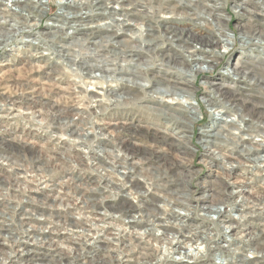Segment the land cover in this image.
I'll use <instances>...</instances> for the list:
<instances>
[{"label": "built area", "instance_id": "built-area-1", "mask_svg": "<svg viewBox=\"0 0 264 264\" xmlns=\"http://www.w3.org/2000/svg\"><path fill=\"white\" fill-rule=\"evenodd\" d=\"M43 1V13L24 25L18 23L17 16L8 17L4 11L9 6L14 10L16 6L10 0H0V68L19 61L41 63L47 81L53 79L55 72H61L74 84L78 97L86 99L87 92L92 90L95 94L115 91L116 95L100 96L102 105L87 110L81 108L74 117L76 123L83 121L102 128L105 135L99 134L100 140L110 143L102 145L105 151L98 149L97 157L105 162L98 164L91 154V159H87L86 147L68 146V142H74L67 141V135H63L66 138L60 143H53L51 138L53 147L43 157L46 158L45 169L54 176L52 181L45 178L41 183L34 182L29 177L34 183H28L19 179L26 192L11 191L0 195V213H7L6 217L12 218L6 206L21 204V210L15 215L18 222L23 221L22 216L26 212L43 215L42 219L50 217L52 210L36 205L39 203L53 206L60 212L52 215L58 217L53 220H59L58 224L63 229L68 222L84 218L87 223L82 226L85 230L83 241L73 247L85 259L73 264H264V253L257 250L264 246V206L245 199L247 194L264 198V133L261 132L264 124L244 111L239 112L236 106V102H245L264 113V40L243 42L241 38L242 31L249 26L264 31V12L258 10L260 6L253 0L249 2V8L244 4L249 0H114L108 9L103 7L100 10L99 0ZM108 1L111 0H101V4ZM83 5H89V8ZM206 10L215 16L205 14ZM73 13L81 15L85 22H77L76 29L67 28L53 36L57 28L61 30L64 27V21L58 18H72ZM15 14L23 15L17 11ZM218 16L225 23L231 42L226 48L219 44L210 55L201 44H197L201 54L215 61L212 68L205 66L206 72L192 78L193 73L165 59L168 55L176 60L187 58L178 47V35L172 29L166 30L167 27L183 29L184 34L198 38H221L226 34L213 20ZM53 23L57 24L56 27ZM85 23L94 26L81 30L80 24ZM113 23L117 25L108 28ZM92 32H96L94 38L114 35L115 40L109 50L116 54L100 51L104 45L98 48L92 43L87 44L85 36ZM121 41L125 43L127 57L120 54ZM106 61L116 69L113 77H93V81L87 78L79 83V76L87 71L86 66L94 64L95 69ZM82 70L85 71L82 73ZM95 71L101 76L100 71ZM188 78L192 80L191 99L188 94L184 97L177 87V82ZM210 81L221 85L227 94H232L235 103L226 100L224 92L213 91L208 84ZM124 91L130 95L123 97ZM163 91L170 93L162 95ZM6 92L35 96L32 91L21 93L13 91L10 86L0 85V94ZM208 99L216 105H210ZM29 101L16 100L0 106V146L10 143L17 148L18 143L26 141L24 136L37 137L35 131L53 134L50 132L49 125L53 121L49 118L48 109H37L30 103L28 105ZM187 101L195 107L193 122L190 120L192 113L177 109H184ZM19 105L24 108L18 109ZM12 106V111H8ZM14 115L19 117L13 118ZM84 115L89 116V120H85L87 122ZM106 116L116 118V122L102 123ZM24 122L29 127L22 129L21 126L26 125ZM181 124L190 128L185 131L190 136L186 144L180 142L184 134L181 130H185ZM19 131H24V136L18 135ZM206 135H213V142L203 146L200 141ZM119 139L128 140L134 149L139 150L132 157L128 174L121 173L125 170L120 172L129 176L122 181H118V173L104 170L105 160L111 154H117L114 144ZM15 151L0 149L1 155L8 157ZM174 152L177 155L171 157ZM68 156L81 158H72L73 162ZM165 162L173 166L170 171ZM10 163L8 159L0 158V182L5 178L13 179ZM106 174L109 175L108 181H103L101 177ZM187 178L191 179L187 184L195 192L187 194L177 205H172L170 195H165L154 184L161 179L160 184L177 189L179 183ZM224 186L233 193L227 191L226 196L220 193ZM123 187L125 189L120 192ZM91 189L103 193L96 196L88 193ZM76 190L79 192L77 199L73 197ZM39 195L43 197L39 198ZM202 195L222 198L221 215L207 213L208 199H200ZM14 196L24 201H13ZM95 199L105 200L109 208L97 209L94 213L92 205ZM85 203L90 206L86 211L83 209ZM167 214L169 219L159 218L167 217ZM149 215H155L165 224L155 229V235L165 232L172 238L178 236V251L168 254L155 240L140 238L142 231L152 227L147 218ZM3 220L6 219L0 216V221ZM24 222L25 228L43 229L44 234L51 236L44 238L42 233L33 231L37 240L22 243L27 248L18 246L16 253L7 240L26 238L18 232L1 231L0 249L15 257L10 264H32L29 259L16 257L21 255V250L27 252L31 248L29 255L36 258L42 246L56 245L57 242L68 245V234L64 230L65 234L53 232L59 231L60 225L34 219H25ZM89 243L93 246H88ZM157 247L162 252L151 256ZM54 250L50 251L51 254ZM63 252L67 257L68 249ZM51 258L47 256V261Z\"/></svg>", "mask_w": 264, "mask_h": 264}, {"label": "bare ground", "instance_id": "bare-ground-1", "mask_svg": "<svg viewBox=\"0 0 264 264\" xmlns=\"http://www.w3.org/2000/svg\"><path fill=\"white\" fill-rule=\"evenodd\" d=\"M9 1V0H6ZM11 3L16 6L15 9L13 10V8L11 6L7 7L5 11L6 15L8 17H14L17 16L19 18L18 23H23L24 25H28L30 24L32 21L38 19V17L43 13L45 7H44V1L43 0H10ZM87 1V0H86ZM86 1H84V3H86ZM90 1V0H89ZM114 0L108 1L106 4H101V0L97 1V5L98 8L100 10L103 9V7L105 9H108L109 5H112V2ZM83 4V3H82ZM85 8H89V5H83ZM242 7V6H239ZM83 8V7H82ZM17 12H22V16L21 15H17L15 14ZM264 12V7L263 10ZM260 10V12H262ZM132 12V11H131ZM45 13V12H44ZM74 16L71 17H62V18H58L59 20L64 21V27L60 29L57 28L56 33H53V36L55 35H59L61 34L64 30H66L67 28H73L76 29L78 26V23H83L85 22L82 19L81 15H78L77 13H73ZM76 14V15H75ZM129 14V13H128ZM205 14L209 15L210 17L211 14L214 15V13L212 11L206 10ZM123 15V14H121ZM215 16V15H214ZM89 18V15L86 17ZM213 20L215 21V23L217 24V26L221 29V31L223 32V35L221 36V38H208L207 40H203L202 38H198L193 40L191 37H194L192 35H188V34H184V30L183 29H178V28H172V27H167L166 30H173L174 33H176L178 35V37L176 38L179 41L178 47L179 49H181L183 51V53L185 54V56L187 57L186 59H182V60H176L174 59L173 56L168 55L166 56V60L169 63H174L176 65L182 66L183 68H185L187 70V72H189L190 74H192V78H194L195 76L206 72L205 71V66L206 67H210L212 68V65L215 64V61L212 60L210 57H205L204 54H201L198 51V45L197 44H201V46H203L206 50V53H208V55H210L211 53H214L215 48H217V46L219 44L223 45L224 48L227 47V45L231 42L230 40L232 39L231 36L227 33L226 31V26L225 23L222 21L221 16L216 17L215 19L213 18ZM27 23V24H25ZM66 23V25H65ZM69 23V24H68ZM39 24H34V26H38ZM53 25H57L54 24ZM114 25H117L115 23H113L112 26L108 27H114ZM80 29H87L85 27H92L94 26L92 23H85L84 25L80 24ZM56 27V26H55ZM248 31V30H247ZM246 29H244L242 31V41L244 42H248L249 40L252 39H257V40H264V31L255 28L253 30H250L249 32H247ZM96 32H92L89 33L85 36L86 42L87 44L92 43L93 46L95 47H100V45H104V47L100 48V51H103L107 54H109L111 51L114 52L116 54V52L114 50H109L110 46L114 43L115 40V36H104L101 38H94L95 37ZM228 34V35H227ZM202 39V40H200ZM244 39V40H243ZM181 40V41H180ZM200 40V41H199ZM120 45V54L123 57H127V54L125 53V43L124 42H119ZM68 53H72V52H68ZM73 54V53H72ZM72 54H69L70 56H72ZM132 54L128 55V57H131ZM60 56V55H58ZM129 62H131V58L129 59ZM84 65H87V63L85 62ZM111 64L107 63V61L105 62V64H100L97 65L98 68L94 67L96 65H92L91 67L86 66V73L82 74L81 76H79V83L83 82L82 80H85L87 78V80L93 81L91 80L93 77H100L101 79L106 77H113V73H116V69L110 66ZM95 70H98L101 72V76H98L95 72ZM85 70H82V73ZM192 80L191 79H184L183 81L177 82V87L178 89L181 90V92H183L184 94H182L184 97H188L189 99H191V95H193V90H190V82ZM208 84L210 85V87L212 88L213 91H217L218 93H223L224 89L221 85H217L214 82L210 81L208 82ZM170 91H163L161 92L162 95H168ZM100 94H95V92H87V97L92 100L93 104L92 107H97L102 105V100L100 99V96H109V95H116L115 91H111V90H105L103 92H99ZM186 93V94H185ZM6 93H2L0 94V99L3 100V103H0V106L3 105H9V102H15L14 99L10 98L8 95H5ZM13 94V93H12ZM127 94L130 95V92H122L121 95L126 96ZM181 94V93H180ZM179 95V94H178ZM225 98L226 100H228L230 103H235L234 101V97L232 96V94H227L226 92H224ZM32 98V97H30ZM0 100V101H1ZM207 102L210 105H216L212 100L208 99ZM187 105L185 107H183L184 109L181 108H177L178 110L182 111V112H187L189 111L190 113H192L193 115L190 117L191 122H193L195 120V107L193 105L192 102L187 101L186 102ZM91 105V104H90ZM236 106L238 107L239 112H246V114L250 115V116H254L256 117V119L258 121H260L261 123L264 124V113L260 112L257 107L254 106H249L247 104H245V102H236ZM14 108V106H12V108H8V111H12V109ZM55 112V111H54ZM50 113V112H49ZM55 114V113H54ZM93 114V113H92ZM238 114V113H237ZM94 115V114H93ZM239 115V114H238ZM13 118H17L19 116L14 115L12 116ZM175 117V116H174ZM64 118V117H63ZM59 119V118H58ZM176 119V117H175ZM66 120V118H65ZM177 120V119H176ZM55 122V121H54ZM83 122V121H82ZM67 125V124H66ZM191 125V123H190ZM71 126H74V124H71ZM180 126H182L185 130H181L184 132V134L181 136L183 139L180 140V142L182 144H186L187 142H189L190 136L185 133L186 128L188 130H190L189 126H187V124H181ZM69 127V128H70ZM58 128V127H57ZM259 128H263L262 126H259ZM77 129V128H76ZM76 129H73L71 132V135H79L81 140H84L85 137H87V133H77ZM78 129H80L81 131H90L93 132L94 134V139L92 141V144H94V155H93V161H97L98 164L103 162L102 158L97 157L98 154V149L100 148L102 151H105V148L102 147V145H105V141L104 143H102V141L100 140L99 134L100 135H105L104 131H102V128L99 129L97 127V125H81L78 126ZM262 133H264V130H261ZM70 134V133H69ZM92 134V133H91ZM90 136V135H89ZM69 137V136H68ZM213 135H206L204 137V139H201L200 143L203 146H207L208 143H212L213 142ZM89 139V138H88ZM72 140V139H69ZM68 140V141H69ZM80 141L81 144H84V146L87 145V143H85L84 141ZM112 140V138H111ZM8 140H6L7 142ZM75 141V140H74ZM90 141V140H89ZM109 141V139H108ZM77 142V141H75ZM110 143V142H107ZM10 144V143H9ZM76 144V143H75ZM29 145V144H28ZM90 145V144H89ZM7 147H9V145H6ZM25 146V145H24ZM4 148V146H0V149ZM6 148V147H5ZM114 148L115 151L117 150V154L115 155L114 153L110 155L109 159H106V165H104V170L108 173H113L116 174L118 173L117 178H119L118 181H122L125 178H128L129 176L127 175V177L124 175H121V173L124 174H128L127 169L129 168V165L132 164V157L136 155V153H138L139 150L134 149V147L131 146L130 142L126 139L124 140H120L119 142L114 144ZM21 152V151H20ZM20 156V154H19ZM33 157V156H32ZM41 157V156H40ZM0 158L2 159H8L11 161L10 166H11V172L14 175L13 179H8L5 178L4 181L0 182V195L3 196L4 194H9V192L11 191H17V192H26L25 188L23 190V186L20 182L19 179H22V181H28L29 177L33 178L34 175L32 174H28L27 172H23L21 170V166L20 165H16L17 162H19V160L17 161V159H12V157H7L5 155H1L0 153ZM38 159V158H37ZM43 159V158H42ZM24 160V159H23ZM17 161V162H16ZM36 161V160H35ZM73 161V160H72ZM16 162V163H15ZM40 162V161H39ZM32 163V162H31ZM102 163V165H103ZM45 164V163H44ZM166 168L168 171L171 170V168L173 167L171 164H167L165 162ZM41 166V165H40ZM23 167V166H22ZM25 168V167H23ZM30 168V167H29ZM137 169V168H135ZM122 170H125L123 172H121ZM25 171V169H24ZM121 172V173H120ZM48 174V173H46ZM108 174L105 175V177H101L103 181H108ZM51 177V176H50ZM165 178V177H164ZM188 179V180H187ZM185 179V181L180 182V187L177 189H172L169 186L166 185H162L160 184L161 179L156 180L155 184V188H160L163 190L165 195H170L169 201L172 205H177L178 203H182L184 201L183 197H187V194L189 193H194L195 191L191 190L189 187V183H186V181H191V179L187 178ZM43 180V179H42ZM46 180V179H45ZM7 181H10V183H5ZM12 181V182H11ZM47 181V180H46ZM112 185H115L114 182H112ZM118 185V184H116ZM205 186H203L204 188ZM28 191H30L29 188H27ZM26 189V190H27ZM123 189H125V187L120 189V192H123ZM205 189V188H204ZM77 191V190H76ZM228 191V193H233L231 190H229L228 186H224V189L220 190V193H224V196H226V192ZM103 192L101 191H97L95 189L92 190L91 194H95L96 196L99 194H102ZM209 195H202L200 197V199H208V203L207 204V213L208 214H219L221 215L220 211H221V205H223L222 203V198L219 197L218 195L216 197H208ZM16 196H14V199H12L13 201H17L18 203H21L22 200L21 198L18 197L17 200ZM245 199L252 202L253 204H257L259 203L260 205L264 206V198L260 197V196H256L254 194H247L245 196ZM95 201V203L93 204L94 208H95V212L97 213L96 210L97 209H102V208H109V204L107 202H105V200H103L104 202H100L99 200L95 199L93 200ZM33 203V202H30ZM21 204L15 205V206H11V205H7L6 208L7 210L11 211V214L13 215L12 218H7L6 214L4 212L0 213L1 217H4L6 220L0 221V232L1 231H12V232H18L19 235L21 237H24L26 239L22 240L21 238H15L13 237L12 239L7 240V242L9 244H11L10 246L12 247V249L15 251L16 247H23L24 249L27 248V245H23L22 243H31L30 240H37V238L35 237V234L33 231H36L37 233H42L41 236L48 237L51 236V234L46 235L45 230L43 229H39V228H34V227H30V228H25V219H34L37 221H49L51 223H54L53 220V213H51L50 217L48 218H44L42 219L41 217L43 215L37 216L36 213H27L23 214L22 216V220L18 222L15 218V215L19 213V210H21L22 207H20ZM258 205V204H257ZM43 208H50L49 206H40ZM89 207L85 206L83 207V209L86 211ZM54 210V209H53ZM21 213V212H20ZM167 213V212H166ZM165 216V215H163ZM174 217V216H173ZM148 221L151 223V228L150 229H146L144 231L141 232L140 238L141 239H152L155 240L156 242H158L159 244H161L162 250H164L166 253L169 254V252H176L180 249V245L179 244V239L176 237H170V234L165 233V232H158V234L155 235V229L156 228H160V226H164L165 224L163 222H161L159 219H156L155 215H149L148 217ZM161 219L163 218H167V217H159ZM77 219V218H76ZM74 222V225L72 228L68 229V230H64L67 234H68V239L66 240V242L68 243V245H64L61 242H57V247L55 245V243L51 244L50 246H42V248H40L38 250V256L35 258L34 256L29 255L31 248H28L27 252H24V250H21V255H18L16 257H20V258H24V259H29L31 260L30 263L32 264H73L74 262H77L78 260L81 259H85L84 257H82L79 252H77V249H75L73 247V245H81V241H83V233H85V230L82 228V226L86 225V221H84V218H79L77 220H72ZM27 225V224H26ZM59 225V224H58ZM231 229H233L232 227H229ZM64 231L62 229H60L59 231H53L54 233H58V234H65ZM50 232V233H53ZM88 246H93L91 243L88 244ZM57 248H59V250H57ZM68 249L69 253L67 254V257L65 256L66 252H63V250ZM54 250V253L51 254V250ZM162 250L157 247L153 249V254L151 256H153L154 254H157L159 252H162ZM257 250L259 252H261L262 254L264 253V246L263 247H258ZM20 251V250H19ZM75 251V253H74ZM17 253V251H15ZM48 253V254H47ZM47 256H51L52 258L50 259V261H47ZM15 259L14 256H12L11 254H7L5 253L3 250L0 249V264H10L13 262V260ZM142 264V263H141ZM145 264V263H144Z\"/></svg>", "mask_w": 264, "mask_h": 264}, {"label": "rangeland", "instance_id": "rangeland-1", "mask_svg": "<svg viewBox=\"0 0 264 264\" xmlns=\"http://www.w3.org/2000/svg\"><path fill=\"white\" fill-rule=\"evenodd\" d=\"M250 1L251 0L244 3L247 8H249L248 5H249ZM253 1L255 4L260 6V8L258 10L262 11L263 7H264V0H253ZM255 28L256 27H254V26H249L246 28V31L248 30L247 32H249L250 30H253ZM191 38L193 40L197 39V37H191ZM202 39L207 40L205 38H202ZM202 39H200V40H202ZM46 78L47 77L43 73V67H42L41 63H33V64L27 63L26 64L24 61H19V62L12 63L11 65L4 66L3 68H0V85L5 86L6 88L8 86H10L11 89H13V91H18L21 93H26V92L28 93V92L32 91V95L35 94L34 97H32L30 94L28 96H26V95L24 96V95H17L15 93L12 94L9 92H6L5 95H8V96L10 95L9 97L14 99L15 101L18 100V101H20V102L22 101L24 103L27 100H31L28 102V105L30 103V106L34 105V107H36L37 109H41L40 107H42V108L46 107L48 109L49 118L53 121V123L51 125H49L51 128L50 132L53 134L35 131L34 133L37 137H33V136H27L26 137L23 134L24 131H19V132H17V134L24 136L26 139L23 138V140H26V141L18 143V145L16 146L17 148H13L12 145L9 143L5 144V146H4V148L6 147V149H15L16 150L15 152H12V154L10 156L12 157L13 160L14 159H17V161L19 160V162L16 161L17 162L16 165L21 166L22 173L27 172L29 175L30 174L34 175V177L31 179L34 182H40V183L43 182L45 178L47 181H52V179L54 177L51 174H46V173H48L49 170L45 169L47 167V164L45 163L46 158L43 157V155L44 156L48 155V153H49L48 150L50 149V147H53L52 143L50 142L51 138H52L51 141H53V143H60L61 141L64 140L63 138H66V136H63V135H67V141L69 139H72L69 141L74 142L71 144H70V142H68L69 143L68 146H70L71 148H75L77 146H84V144L80 143L79 140H81V138L78 134L74 135V136L71 135L72 130L77 128L76 129L77 133L83 134V132H84V133H87V135H88L87 137H85L84 140H81V141H84L85 143H87V145L84 146L87 148V152H86L88 154L87 159L88 160L91 159L90 154L92 155L91 157H93V155L95 154L94 153L95 150H93L94 144H92V141L94 139L93 138L94 137L93 132L90 131V133H89L88 129H87V131H81L80 129H78V126H81V125L83 126V125H87V124H84L82 121H80V123H76L77 120L74 119L75 116L77 117V110H79L81 108H84V110H87V108L88 109L92 108V104H93L92 100H90L89 98H88L89 99L88 100V99H86V97H81L80 95H79L80 97H78V95L75 91L76 88H75L74 84H72L70 81H68L66 79V76H64V74H62L61 72H57V73L55 72L53 74V79L51 81H47ZM30 97H32V98H30ZM47 98H49V101H46ZM90 104H91V106H90ZM17 108L23 109L24 107L23 106L21 107L19 105V106H17ZM43 113H41V114H43ZM91 115H93V114H91ZM88 117H89L88 115H84V118H83L84 121L89 120V119H87ZM90 117H92V116H90ZM65 118H66V120H65ZM85 122H87V121H85ZM114 122H116V118L111 117V116H106L102 120V123H114ZM21 123H23V122H21ZM24 123H26V125L21 126L22 129L29 127V124H27V122H24ZM71 124H74V126L70 127ZM90 125H92V124H90ZM42 128H44V127H42ZM29 134H33V133L29 132ZM59 136H61V137H59ZM74 140L77 142H75ZM27 142H29V145ZM6 145H9V147H7ZM75 150H78V148H76ZM136 150H138V149H136ZM19 154H20V156H19ZM176 155H177V153L174 152V155H172L171 157H175ZM145 156H146V154H145ZM68 157H69V160H71V161H72V158H81V156H77V157L68 156ZM74 161L75 160H73V162ZM22 166L25 168H23ZM24 169H25V171H24ZM79 171L83 172L85 170H79ZM47 177H49V178L47 179ZM33 181L31 182L29 179H28V181L26 180V182H28V183H34ZM184 181H185V179H184ZM188 182H190V180L187 181L186 183H188ZM5 183H10V181H7ZM36 185H38V184H36ZM23 188H25V187H23ZM92 190L93 189H91L88 193H92ZM78 193H79L78 190L74 191L73 197L77 199ZM41 197H43V196L39 195V198H41ZM17 199H15V200H17ZM50 202H52V201L50 200ZM36 205L44 206V205H41L39 203H36ZM84 205L87 207H90L88 205V203H85ZM49 207L52 208L53 206H49ZM51 210H52L53 214L60 213L54 207ZM56 218H58V217L53 216V219H56ZM58 223H60L59 220L57 222L54 221V224H58ZM59 225L61 226L62 230H68V229L73 227L74 222L73 221L68 222L67 227L64 229H63L61 224H59Z\"/></svg>", "mask_w": 264, "mask_h": 264}]
</instances>
